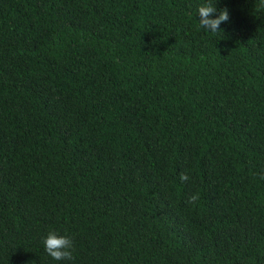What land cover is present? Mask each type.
I'll return each instance as SVG.
<instances>
[{
  "label": "trees",
  "instance_id": "1",
  "mask_svg": "<svg viewBox=\"0 0 264 264\" xmlns=\"http://www.w3.org/2000/svg\"><path fill=\"white\" fill-rule=\"evenodd\" d=\"M208 2L0 0V264H264V0Z\"/></svg>",
  "mask_w": 264,
  "mask_h": 264
},
{
  "label": "clouds",
  "instance_id": "2",
  "mask_svg": "<svg viewBox=\"0 0 264 264\" xmlns=\"http://www.w3.org/2000/svg\"><path fill=\"white\" fill-rule=\"evenodd\" d=\"M216 3L213 4L210 2L202 4L198 7L199 15V25L201 28L207 29L212 33L220 31V25L222 22H229V10L227 7L219 10ZM180 179L182 181L188 180V176L184 173H181ZM197 200V196L193 195L188 198V203H194ZM44 247L47 254L57 261L72 260L74 243L73 239L69 236L58 235L54 231H50L47 236L44 238Z\"/></svg>",
  "mask_w": 264,
  "mask_h": 264
}]
</instances>
